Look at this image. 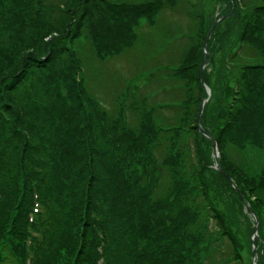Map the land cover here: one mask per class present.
<instances>
[{
  "label": "trees",
  "instance_id": "1",
  "mask_svg": "<svg viewBox=\"0 0 264 264\" xmlns=\"http://www.w3.org/2000/svg\"><path fill=\"white\" fill-rule=\"evenodd\" d=\"M127 3L0 0V264H229L241 258L223 225L226 214L213 205L217 194L207 197L211 141L196 126L206 93L199 62L189 60L205 29L198 22L188 28L191 45L169 69L180 99L170 107L176 116L168 125L161 123L162 105L152 107L138 87L116 94L111 111L88 95L83 41L98 57L119 51L130 43L135 17L176 6V0ZM253 3L239 2L227 35V20L214 29L218 42L226 37L219 50L230 87L220 99L212 90L200 123L220 145L221 167L243 180L245 192H264V169L250 178L244 161L225 158L229 147L239 150L245 142L264 148V0ZM197 188L204 189L200 197ZM248 195L256 198L250 191L247 201ZM221 236L232 243L230 255L213 244ZM254 242L263 248L257 264H264L263 243Z\"/></svg>",
  "mask_w": 264,
  "mask_h": 264
},
{
  "label": "rangeland",
  "instance_id": "2",
  "mask_svg": "<svg viewBox=\"0 0 264 264\" xmlns=\"http://www.w3.org/2000/svg\"><path fill=\"white\" fill-rule=\"evenodd\" d=\"M255 1L257 0H234L233 12L236 11L237 5L240 6L239 2H241L244 7H248L250 4L253 5ZM126 2L131 3L132 0H126ZM189 4L193 5V12L186 10V6ZM230 8V0H176L174 9L165 6L163 9H160L158 13L154 14L153 18L135 17L134 21H130L133 22L129 30V34L131 35L127 38L130 40V43L116 52L104 50L100 57L93 54L94 52L91 50L92 47L84 40L81 48L87 55L84 60L85 75L86 77L90 76L92 79V84H87L88 95H92L95 98L96 104L104 105L106 110L111 111L114 105L113 98L116 94H120L122 89L126 86L138 87L142 93L151 96V100L154 104L152 107H155L157 105L155 103L157 102L162 105L159 114L165 115V121H161V123L164 126L168 125L176 116V112L170 109V107L175 106L174 102L180 99V95H174L172 93V86L175 82L170 80L169 77L165 78L166 72H164L162 68H165L167 64L166 62L163 63V61H168L169 66L167 67L169 69L172 68V64L176 61H180L182 54L191 45L192 40L183 35L187 33L186 30L190 26L195 28L198 22V24H202V29L204 31L206 27H210L217 16L225 14ZM161 10L164 11L161 12ZM194 14L196 19L194 18ZM232 15L227 19V26L222 29L226 35L231 27ZM234 27H236V24H234ZM204 33H206V31H204ZM122 40L123 39L118 40L120 46ZM225 43L226 37L221 38L219 42L215 35H211L208 39V60L207 66L204 69V76L210 84L208 95L212 94L211 91L213 89L217 95H222L226 91L225 85L230 87L228 86L229 79L222 70L224 60L221 57V50H219L225 47ZM234 49L235 46L230 50ZM230 50H228V52ZM203 58L202 46L197 50H191L189 58L191 62H199L200 65L202 64ZM151 72H155L152 73L153 76H151ZM156 81H158V83H155ZM145 84H148L147 91L145 89ZM191 84H193L192 81ZM204 98L207 102V94ZM202 113L203 111L200 113L201 117ZM210 124V121L204 123L207 128L213 126ZM190 139L192 140V138H189V142ZM219 148L220 145H218L217 149L220 154ZM202 153L203 155H207L208 149L203 147ZM209 153V161H212L209 167L213 169V172H207L206 174L211 177L207 197L210 201L211 198L217 194V197L213 199V205L221 214H226V219L222 218L223 225L234 236L239 246V254L241 257L238 262L230 258L228 263L252 264V243H254L257 252V262H261L263 248L256 242L251 241L256 220L244 204L238 201V195L230 186L229 181L221 178L223 176L215 170L212 147ZM219 154L218 159L220 162L222 159ZM225 158L227 162L231 160L233 162L244 161L245 166L243 165V171L250 178L260 174L262 169H264V148L255 147L249 142H245L243 147L239 150L229 147L228 150H226ZM191 161L196 163V156L191 157ZM228 169L230 171L232 170L230 167H228ZM233 178V180L238 183V187L242 188L239 183H242L241 181L243 180L240 177L239 179L237 177ZM165 184V180H162L159 186L160 192L164 190ZM243 186L244 189L248 187L245 185ZM197 189L198 196L200 197V190L202 191L204 189ZM244 189L243 191L241 190L242 194L246 195L251 191L256 196L255 198L253 195H248L249 197L246 196L248 201H246V199L245 201L248 206L253 205L257 209L255 210L260 222L257 229V237H255V239L260 243L262 242L264 247V192L255 189H250V191L246 190L245 192ZM209 225L211 228H214L211 220H209ZM185 244L189 246L191 242L185 241ZM213 244L225 249L229 255L233 252L232 243L226 236H221L220 239ZM3 264L14 263L9 261Z\"/></svg>",
  "mask_w": 264,
  "mask_h": 264
},
{
  "label": "water",
  "instance_id": "3",
  "mask_svg": "<svg viewBox=\"0 0 264 264\" xmlns=\"http://www.w3.org/2000/svg\"><path fill=\"white\" fill-rule=\"evenodd\" d=\"M231 1H232V3H233V0H231ZM233 7H234V5L232 6V9H231L227 14H225V15L219 17V18L214 22L213 26L210 28L209 32L207 33L206 39L209 37V34H210V32L212 31V29H213V28H214V27H215V26H216L221 20L225 19V18H226L231 12H232ZM205 43H206V40H205ZM205 43H204V49H205ZM206 61H207V53L205 52V58H204V61H203L202 67H201V69H200V80H201L202 83H203L202 72H203V68H204V66H205V64H206ZM202 105H203V104H201V106H200V110H201V108H202ZM198 119H199V114H198V116H197V126H198V129H199L200 132H202L203 134L207 135V134L203 131V129L200 127V125H199V123H198ZM212 144H213V152H214V157H215L216 166H217V168H218L221 172H223L222 169L220 168L219 164H218V161H217L216 143H215V141H214L213 139H212ZM223 173H224V172H223ZM256 220H257V219H256ZM257 227H258V223L256 222V226L254 227V233L256 232ZM253 253H254V254L256 253V251H255L254 249H253Z\"/></svg>",
  "mask_w": 264,
  "mask_h": 264
}]
</instances>
